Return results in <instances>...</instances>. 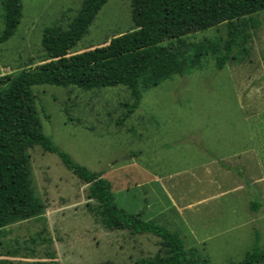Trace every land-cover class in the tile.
Segmentation results:
<instances>
[{"label":"rangeland","instance_id":"rangeland-1","mask_svg":"<svg viewBox=\"0 0 264 264\" xmlns=\"http://www.w3.org/2000/svg\"><path fill=\"white\" fill-rule=\"evenodd\" d=\"M82 1L21 0V23L12 39L0 45V77L15 79L46 63L40 44L43 29L55 25L66 30ZM246 21L222 70L216 65L227 40L225 25L187 36V44L208 47L209 43L219 52L213 55L208 49L198 68L143 92L135 112L122 125L118 121L126 114L123 105L132 102L122 86L90 91L33 87L43 134L75 164L93 173L135 164L157 173L184 174L208 161L198 145L230 164L244 149L254 146L262 154L260 180L264 183V12ZM132 30L130 2L108 0L70 54L106 46ZM29 156L32 188L45 211L40 217L0 230V264H131L161 254L159 240L151 235L105 229L94 217L95 203L87 200L86 185L55 155L35 147ZM254 163L253 159L247 163V171L232 165L240 170L230 171V176L243 184L245 179L253 183L258 170ZM117 171L108 176L115 204L133 214L140 203L131 202L130 194L121 192L130 179L128 174L137 169ZM262 186H246V201ZM183 187L191 193V185ZM244 198L245 193L234 190L231 196L209 204L211 211L223 209V220H213L214 215L210 218L203 244H194L198 230L194 235L180 230L189 255L207 264H237L254 247L264 252V213L255 216L252 212L251 217L263 219L255 218L252 224L242 213L233 215L232 207H241Z\"/></svg>","mask_w":264,"mask_h":264},{"label":"trees","instance_id":"trees-1","mask_svg":"<svg viewBox=\"0 0 264 264\" xmlns=\"http://www.w3.org/2000/svg\"><path fill=\"white\" fill-rule=\"evenodd\" d=\"M107 1L83 0L66 30L55 25L43 29L40 44L46 63L15 79L0 77V230L44 214L45 206L36 197L31 181L29 150L37 147L55 155L68 172L86 185V198L95 203L94 217L105 229L151 235L159 240L161 254L131 264H207L188 254L178 233L144 221L142 210L130 214L120 209L108 178H103L106 171L90 172L54 146L43 134L32 88L75 87L90 91L122 86L132 100L123 105L126 114L118 121L122 125L135 112L143 92L198 68L204 52H219L209 43L208 47L189 45L185 42L187 36L225 25L227 40L216 65L222 70L246 18L264 12V0H128L134 30L111 39L106 46L71 55ZM22 18L21 0L1 1L0 45L12 39ZM250 208L257 209L258 205L253 203ZM255 238L258 241V234ZM262 263L264 252L254 247L237 264Z\"/></svg>","mask_w":264,"mask_h":264},{"label":"crops","instance_id":"crops-1","mask_svg":"<svg viewBox=\"0 0 264 264\" xmlns=\"http://www.w3.org/2000/svg\"><path fill=\"white\" fill-rule=\"evenodd\" d=\"M197 148L205 154L208 161L203 162L196 168H190L184 174L178 171L174 173H157L155 170L140 169L135 164L121 167V169H137V172L128 174L130 179H126L127 181L123 185L124 188L121 192L125 196L130 194L131 202L140 203V207L132 213L136 214L142 210V219L144 221H151L159 226H164L166 229H171L172 232L178 233L180 237V230H186L190 235H194L193 231L198 230V238L194 240V244L198 242L203 244L206 240L203 231L205 230V225L209 224L210 218L213 215V220H217L219 217L220 219L223 218L221 215L223 209L213 208L212 212L209 209V204L226 196H231L232 191L236 190L237 193H245V198L243 199V204L241 203V207L236 205L232 207L233 215L242 213L246 216V221L251 222V224L256 223L255 218L262 222L263 219L261 217H251L250 214L253 212L255 216H258L264 213V188L255 190L256 193L248 201H246V198L249 192L247 194L245 192L246 186H250V184L256 189L259 186L262 188V185H264L260 180L263 163L262 154L257 151L258 149L255 150L254 146L248 150L247 148L244 149L230 164L218 159L216 154L204 151L202 146L199 148L198 145ZM131 159V162L135 161V158ZM252 159L255 161L256 169H258L254 174L257 179L253 183H249L245 179L243 184L230 176L231 172L228 168L235 171L237 169L240 170L239 168H231L233 165L244 168L247 171V163L251 162ZM121 169L116 167V169H113L114 171L106 172L103 178H108V176H111L110 174ZM231 174L233 175V173ZM240 180H243V176ZM116 184L117 187L121 186L119 179ZM184 185H191V193L188 192V187H183ZM135 191H139V193L135 195ZM253 203L258 205V208L251 210L250 205ZM257 211L260 212L257 213Z\"/></svg>","mask_w":264,"mask_h":264}]
</instances>
